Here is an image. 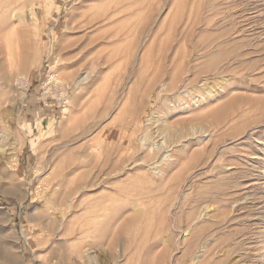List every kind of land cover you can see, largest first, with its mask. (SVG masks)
Instances as JSON below:
<instances>
[{
    "label": "rangeland",
    "instance_id": "rangeland-1",
    "mask_svg": "<svg viewBox=\"0 0 264 264\" xmlns=\"http://www.w3.org/2000/svg\"><path fill=\"white\" fill-rule=\"evenodd\" d=\"M10 1L0 0V264L68 261L65 238L36 227L53 170L100 225L97 258L78 245L69 264H131L134 235L143 264L168 242L169 264H264V0ZM14 26L23 43L9 53ZM178 48L194 82L166 92ZM163 127L179 136L170 149Z\"/></svg>",
    "mask_w": 264,
    "mask_h": 264
},
{
    "label": "bare ground",
    "instance_id": "bare-ground-1",
    "mask_svg": "<svg viewBox=\"0 0 264 264\" xmlns=\"http://www.w3.org/2000/svg\"><path fill=\"white\" fill-rule=\"evenodd\" d=\"M11 4H13V2L12 1H10L9 0V3H8V5H6V9H12V6H11ZM5 24V25H4ZM8 25V22H6V23H3L1 26H0V35H2L3 33H5V31H4V29L6 28V26ZM12 30H13V33L12 34H14V35H16V38H14V39H8L7 38V42H4V46H3V49L5 48L7 51H9V53H12V51L14 50V48H16V49H19L20 50V48H22V43H21V41H22V38L19 36V30H18V28H16L15 26L14 27H12ZM24 32V31H23ZM20 35H23L22 33L20 34ZM209 44V43H208ZM181 46V45H180ZM179 46V47H180ZM199 48V47H198ZM210 48V47H209ZM4 49V50H5ZM179 49V48H178ZM1 50V49H0ZM3 50V51H4ZM181 49H179V50H177V51H180ZM186 50V49H185ZM202 51H203V49H201ZM204 51H206V50H204ZM181 52L182 51H180V52H176L175 54V57H177V60H176V62H173V66H172V69L174 70V72H173V78H172V80L170 81V82H168V88H167V91L166 92H169V91H172V92H174V91H176V92H179L180 91V87H182V85L184 86V85H186V84H192V82H194V80H191L190 82H189V80H190V76H187V74H186V72H188L187 71V69H188V66L186 67L184 64H186L185 62L186 61H184L185 59H186V51L184 52V50H183V53L181 54ZM187 53H189V52H187ZM189 55V54H188ZM163 57L164 58H166L167 57V52H164V54H163ZM188 57V56H187ZM110 58V60H111V58L112 57H109ZM108 58V59H109ZM106 59V58H105ZM108 59L107 60H103L104 62H105V64H107V62L106 61H108ZM178 59H180V62L178 61ZM113 60V59H112ZM103 62V63H104ZM108 62H110V61H108ZM184 63V64H183ZM192 63H193V60H192ZM190 64H191V61H190ZM189 64V65H190ZM175 69H174V68ZM185 67V68H184ZM192 67H194V70H195V66H192ZM197 67V66H196ZM187 68V69H186ZM184 69H186V70H184ZM193 69V68H192ZM189 70V69H188ZM197 70V69H196ZM102 72V71H101ZM192 74H193V72H192ZM101 75V74H100ZM102 76V75H101ZM100 76V77H101ZM110 79V78H109ZM195 80H198V79H195ZM200 81V80H199ZM152 82V81H151ZM196 82V81H195ZM198 83H200V82H198ZM190 84V85H191ZM148 85V84H147ZM194 85H195V83H194ZM204 85V84H203ZM103 86V85H102ZM151 86H153V85H151ZM193 86V85H192ZM202 86V85H201ZM104 88V87H103ZM103 88H102V91H103ZM101 89V88H100ZM147 89V88H146ZM102 91H101V93H102ZM146 93V92H145ZM165 94H167V93H165ZM164 128V127H163ZM167 128V127H166ZM165 129V128H164ZM170 128H167V129H165L164 131H161V132H163V134L165 133V141H164V147L163 148H167V149H170V147H171V145H173V144H175V139L176 138H179V136L178 135H173V134H170V130H169ZM158 130H159V128H158ZM163 130V129H162ZM159 131V132H160ZM169 131V132H168ZM173 132V131H172ZM161 134V133H160ZM175 134V133H174ZM151 137V136H150ZM147 138H149V137H147ZM146 141H147V139H146ZM130 143V142H129ZM163 145V144H162ZM171 151H172V153H171ZM174 152H175V150H174V148L173 149H171V150H168L167 152L166 151H164V153H166L165 155H164V157L162 158V160H161V162L160 163H166L167 161L168 162H171L172 160H174L173 159V156H174ZM148 153V152H147ZM157 153V152H156ZM155 153V154H156ZM163 153V154H164ZM150 154V153H149ZM162 155V154H161ZM154 155H152V157H153ZM156 157L158 156V154H156L155 155ZM163 156V155H162ZM151 157V158H152ZM159 157V156H158ZM156 160V162H158L157 160H159V159H157V158H155ZM147 162H149V161H147ZM156 162H154L155 164H156ZM151 163V162H150ZM159 163V162H158ZM145 164H146V162H145ZM165 165V164H164ZM157 166V165H156ZM149 167V166H148ZM158 168L160 167V166H157ZM157 167H154V166H152V170H155L154 172H155V174L156 173H159V174H161V173H165L164 172V170H160V171H158V168ZM151 169V168H150ZM158 171V172H157ZM48 175V174H47ZM46 178V177H45ZM45 178H43L44 180H45ZM43 180V181H44ZM65 181H64V179H63V177H61L59 174H58V172L56 171V170H53L52 171V173H50V175H49V177H47V179H46V184L49 186V188H50V192H49V194H48V196L47 197H45L44 199L46 200V203L43 205V207L45 208V211H44V214L41 216V218L37 221V224H36V227H39V229L40 230H38V233H40V234H43V233H51L52 235H51V237H54V236H56L57 237V235H61V236H63L64 238H65V240H64V238H62L61 236H58V237H60V238H62L64 241H65V243H66V248H64V249H66V251H65V254H64V258H65V260H70V257H71V255H73V249L74 248H76V246H78V247H80V248H82L81 250H84V253L88 256V257H90V255H93L94 254V259H95V256H96V258H97V254H95V249L99 246L98 244H97V242H99L98 241V235H97V232H99V231H97V227H99L100 225H98V222H97V216H91V215H88L87 213H88V210H89V208H87L86 206L85 207H83V208H85L84 209V212L82 213V215H81V217L79 218V220H78V223H77V226L73 223V221L71 222L70 220H71V218H70V216L73 214L74 215V213H76L77 212V208H78V210H80L82 207H81V205H83L82 203H84V202H82L81 203V201H80V204H79V202H76V204L78 203V205H76L75 204V202H74V199H66L67 197H69V190H68V188H67V186H66V183L65 184H63ZM47 185H45V186H47ZM47 186V187H48ZM66 186V187H65ZM68 195V196H67ZM65 196H66V198H65ZM74 198V197H73ZM81 207V208H80ZM82 208V209H83ZM6 211V210H5ZM10 213V212H9ZM77 214V213H76ZM72 215V217H74ZM8 217V216H7ZM75 217H76V215H75ZM9 218V217H8ZM37 218V217H36ZM76 221V220H75ZM113 224V223H112ZM108 225V224H107ZM114 225V224H113ZM109 226V225H108ZM116 226V225H115ZM115 226H112V225H110V227H112V229L115 231ZM109 227V228H110ZM111 229V228H110ZM98 230H99V228H98ZM113 230L111 231V230H109V231H111V234L113 233ZM108 231V232H109ZM115 233H116V231L113 233V238H114V241H115V237H116V235L118 234H116L115 235ZM1 234V233H0ZM109 235V237H111V241H107L106 243H108L109 242V246H110V244L112 243H116V242H114L113 241V238H112V236H110V234H108ZM138 236V235H137ZM136 236V237H137ZM140 236V235H139ZM57 237V238H58ZM117 238V237H116ZM49 239H51V238H49ZM55 239V238H54ZM108 239V238H107ZM118 240V239H117ZM116 240V241H117ZM132 240V244L131 245H129L128 246V250H130V253H132V260H133V262H134V264H143L141 261H138V260H141L140 259V256H138L139 255V249H140V247L138 248V245H137V241H139V240H135V235H134V239L132 238L131 239ZM51 241V240H50ZM74 241H77V245H75L76 243L74 242ZM167 241V240H166ZM56 242V241H55ZM75 243V244H74ZM118 243V242H117ZM116 243V244H117ZM130 243V242H129ZM140 243V242H139ZM166 243V242H165ZM52 244V243H51ZM55 244V243H54ZM54 244H52L53 246H54ZM96 245H98V246H96ZM52 246V247H53ZM62 246H64V245H62ZM115 246H117V245H115ZM96 247V248H95ZM153 247H155V245L154 246H152V248L150 247L149 249H148V251H150V250H152V252H153ZM167 249H166V251L165 252H163L162 254H160V256L157 254L155 257H154V260L155 261H158V264H169V259H168V251H171V246H170V242H168L167 243V247H166ZM94 249V250H93ZM98 249H99V247H98ZM97 249V250H98ZM108 250H110L109 249V247L107 248ZM155 250L157 249V248H154ZM93 250V251H92ZM96 250V251H97ZM113 250H114V248H113ZM112 249L110 250L111 252L113 251ZM213 249L211 248V250L210 251H212ZM186 251H187V249H186ZM188 251H189V249H188ZM111 252H109L108 251V253H111ZM139 252V253H138ZM190 252V251H189ZM91 253H93V254H91ZM129 252H128V254L129 255H131ZM186 253V252H185ZM188 253V252H187ZM191 253V252H190ZM3 254V253H2ZM5 254V253H4ZM53 254V253H52ZM149 254V253H148ZM7 255H9V254H7ZM58 255V254H57ZM56 255V256H57ZM141 255V254H140ZM54 257V258H57V257ZM100 256V255H99ZM98 256V257H99ZM3 257V256H2ZM51 257V258H50ZM58 257H59V255H58ZM92 257V256H91ZM90 257V258H91ZM92 257V258H93ZM136 257H139L137 260H136ZM143 257H144V255H143ZM191 257V256H190ZM48 258H50L48 261H49V264H50V262L52 263V261L53 260H55L53 257H52V255L50 254V256L48 257ZM47 258V259H48ZM63 258V259H64ZM72 258V257H71ZM100 258V257H99ZM192 258H193V256H192ZM5 259L7 260L8 259V256H6V254H5ZM58 259V258H57ZM129 259L131 260V256L129 257ZM97 260V259H96ZM131 260V261H132ZM190 260V259H189ZM191 260H193V261H195L194 260V258L193 259H191ZM200 260V259H199ZM199 260H197L198 262H199ZM202 260V259H201ZM201 260H200V262H201ZM216 260V259H215ZM212 261V262H210L209 264H223V263H221L222 262V259L221 260H217V261ZM47 261V262H48ZM64 261V260H63ZM66 261V264L68 263L69 264V262L71 263V261ZM138 261V262H137ZM186 261H188V260H186ZM204 262L205 261H207V260H203ZM13 262V261H12ZM55 262V264H56V261H53V263ZM65 262V261H64ZM132 262V263H133ZM136 262V263H135ZM188 262H191V261H188ZM196 262V261H195ZM204 262H202V263H204ZM208 262V261H207ZM52 263V264H53ZM128 263H130V262H128ZM131 263V264H132ZM184 264H185V262H184ZM189 264V263H188ZM197 264V263H196ZM205 264H207V263H205Z\"/></svg>",
    "mask_w": 264,
    "mask_h": 264
}]
</instances>
